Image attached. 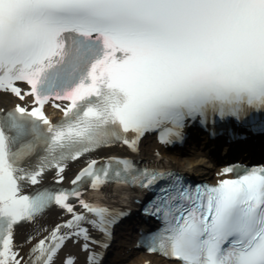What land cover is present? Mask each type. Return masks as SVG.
<instances>
[{
  "label": "snow or ice",
  "instance_id": "snow-or-ice-1",
  "mask_svg": "<svg viewBox=\"0 0 264 264\" xmlns=\"http://www.w3.org/2000/svg\"><path fill=\"white\" fill-rule=\"evenodd\" d=\"M0 96L16 101L0 107V264H79L69 242L99 264L93 245L108 246L130 186L156 190L143 211L161 222L138 246L175 264H264V165L193 184L92 155L138 152L148 132L182 141L186 121L206 126L210 114L264 128V0H0ZM52 206L67 218L36 223Z\"/></svg>",
  "mask_w": 264,
  "mask_h": 264
},
{
  "label": "bare ground",
  "instance_id": "bare-ground-1",
  "mask_svg": "<svg viewBox=\"0 0 264 264\" xmlns=\"http://www.w3.org/2000/svg\"><path fill=\"white\" fill-rule=\"evenodd\" d=\"M15 99L12 96H0V107H13L15 105ZM188 157L187 160L188 162L192 165V164H201L204 162L203 159H196L197 157H199L200 155H202L203 153H188ZM148 159H154L155 156L154 155H148ZM171 160L173 161H168L166 166H174V167H182L184 166V164L181 161H178L179 159L177 157H175V159H173V157H170ZM81 164L79 163H73L70 164L69 167L66 169V175H67V179L64 182H61L62 185H67L72 177V173L74 171V169H76L78 166H80ZM212 164H207L204 165L205 168L203 169H199L200 172L204 173L205 175L211 176L213 178L216 179H220L221 177L217 175V173L221 172L220 169H217L215 172H211L210 170H207V168L211 167ZM54 174L48 176L45 181H43L42 183H48L49 181L52 180V176ZM30 190V189H29ZM106 191H112V189H105ZM130 193V191H127V194ZM77 210H82L80 208L79 205H76ZM67 215L61 208H56L54 210H50L46 213H44L42 216H40L39 218H37L36 223L44 226H54L55 224L60 222V219L62 218H67ZM34 227L33 224H25V225H21L19 228V232H18V238L19 236H24L26 235L32 228ZM91 234L95 237V233L92 229H89ZM135 245V243H133L131 245V247ZM27 249H25L26 251ZM65 251H72L73 253L77 254V255H82L85 253H83V251L80 249L78 244L69 242L67 248H65ZM128 252V248H124L122 250H119L117 255L113 258L114 261H116L118 258L123 257L126 253ZM137 261L134 262H138L139 260H141V262L136 263V264H173L171 262H168L166 260H163L161 258L155 257V256H150V257H143L140 256L138 259H136ZM56 264H60V258L57 257L56 259ZM79 264H82V262H79Z\"/></svg>",
  "mask_w": 264,
  "mask_h": 264
}]
</instances>
